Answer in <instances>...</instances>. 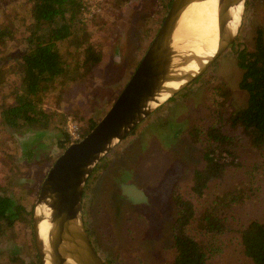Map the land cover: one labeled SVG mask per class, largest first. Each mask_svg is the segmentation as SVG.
<instances>
[{"label": "trees", "instance_id": "16d2710c", "mask_svg": "<svg viewBox=\"0 0 264 264\" xmlns=\"http://www.w3.org/2000/svg\"><path fill=\"white\" fill-rule=\"evenodd\" d=\"M87 1L29 0L25 13L8 15L9 21L0 22V132L5 126L20 133L34 130V139L41 144L29 149L36 155L45 154L37 160L42 164L34 181L26 183L18 175L23 168L14 160L11 163L13 153L0 137V234L6 233L14 241L8 249L0 247V264H41L35 246L29 259L19 255L20 246L13 235L17 222L31 223L33 199L49 167L47 151L52 141L47 130L56 127L57 144L65 147L68 115L80 124L88 121L82 135L98 121L89 110L83 112L82 103H75L71 94L94 77L104 58L100 37L114 31L115 25L105 27L95 17L84 18L82 8ZM126 1L108 2L112 17ZM158 1L162 14L157 12V21L171 0ZM14 17H23V22L19 19L17 26ZM260 34L256 31L252 49L237 48L238 64L243 67L239 87L247 92L245 105L230 108L227 88L214 86L207 116L189 129L191 141L198 146L200 164L193 168L187 184L172 186L175 215L169 226V247L173 254L167 264H215L223 249L215 246V241L230 230L237 232L248 264H264V208L262 218L252 216L242 227L236 211L264 200L263 186L256 184L264 173V41ZM19 35L24 48L13 52L12 40ZM7 60L11 64L2 67ZM247 148L257 151V164L240 171L245 176H238L237 168L244 166L241 152ZM14 177L19 180L13 181Z\"/></svg>", "mask_w": 264, "mask_h": 264}, {"label": "rangeland", "instance_id": "374dc122", "mask_svg": "<svg viewBox=\"0 0 264 264\" xmlns=\"http://www.w3.org/2000/svg\"><path fill=\"white\" fill-rule=\"evenodd\" d=\"M108 2L110 0H88L82 8L84 18L95 17L105 27L112 23L115 26L114 31L100 37V46L105 49L104 58L93 73L94 77L78 90L76 94L79 95L71 94L75 103H82V111L89 110L96 120L106 112L132 74L162 20H155L161 9L158 0H127L116 17L109 13ZM29 7V0H0V22L9 21L12 14L25 13ZM161 14L162 11L158 12ZM14 18L17 26L19 19L23 22V17ZM19 30L24 34L23 28ZM258 30L264 41V0H246L235 44L229 45L198 79L156 107L94 166L82 194V214L90 239L107 264H167L172 259L173 252L169 247V226L175 215L172 186L187 184L193 168L200 164L198 146L191 141L189 129L207 116L215 95L214 86L227 88L230 108L245 105L247 92L239 87L243 67L238 64L237 48L252 49ZM12 45L13 52H20L24 48L22 36L14 37ZM11 62H3L2 67ZM84 122L80 124L68 115L64 126L66 130L76 126L82 137V128L88 121ZM2 130L0 137L13 153L11 163L14 160L23 168L18 171L21 180L34 181L35 171L42 164L37 160L44 154L41 151L36 155L37 152L29 149L32 144H41L40 140L34 139L35 131L13 132L7 126ZM58 132L56 127L47 130L52 141L47 151L46 164L49 165L65 148L57 144ZM241 159L244 166L237 168L236 175L245 176L240 171L257 164V151L243 149ZM129 184L135 186L134 192L126 189ZM256 184L264 189V173ZM121 187H124L123 191ZM263 208L261 198L237 207L239 227L252 216L262 218ZM14 233L15 242L20 246L19 255L29 259L35 246L31 223L17 222ZM237 240V232L230 230L215 241V246L223 248L215 264H248ZM13 242L6 233L0 234L1 249H8Z\"/></svg>", "mask_w": 264, "mask_h": 264}, {"label": "water", "instance_id": "95a60500", "mask_svg": "<svg viewBox=\"0 0 264 264\" xmlns=\"http://www.w3.org/2000/svg\"><path fill=\"white\" fill-rule=\"evenodd\" d=\"M194 1H170L141 59L112 104L47 168L31 214L32 236L41 264H107L84 224L82 194L89 174L156 107L201 75L235 40L242 25L246 0H218L214 40L194 35L181 37L177 27ZM43 219L47 223L44 231Z\"/></svg>", "mask_w": 264, "mask_h": 264}, {"label": "bare ground", "instance_id": "6f19581e", "mask_svg": "<svg viewBox=\"0 0 264 264\" xmlns=\"http://www.w3.org/2000/svg\"><path fill=\"white\" fill-rule=\"evenodd\" d=\"M218 0H195L184 11L177 27L179 36L194 35L209 40L213 39L217 28ZM199 47H197L198 49ZM176 84V83H173ZM47 226L41 222V230Z\"/></svg>", "mask_w": 264, "mask_h": 264}, {"label": "built area", "instance_id": "2783aa9c", "mask_svg": "<svg viewBox=\"0 0 264 264\" xmlns=\"http://www.w3.org/2000/svg\"><path fill=\"white\" fill-rule=\"evenodd\" d=\"M66 131L68 133V138H69L70 142L76 141V140L81 138L80 135L77 133L76 126H74V125H72L70 128H68V130H66Z\"/></svg>", "mask_w": 264, "mask_h": 264}, {"label": "flooded vegetation", "instance_id": "af4514ba", "mask_svg": "<svg viewBox=\"0 0 264 264\" xmlns=\"http://www.w3.org/2000/svg\"><path fill=\"white\" fill-rule=\"evenodd\" d=\"M121 188H123L122 189V191L124 190V187H121ZM129 192H130V190L132 189V191H135V186L134 185H131V184H129V186H127V188H126ZM84 192V191H83ZM131 193V192H130Z\"/></svg>", "mask_w": 264, "mask_h": 264}]
</instances>
